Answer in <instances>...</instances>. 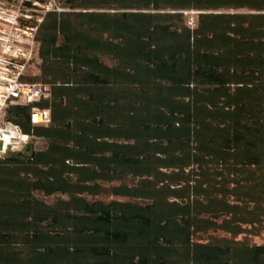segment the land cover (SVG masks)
Instances as JSON below:
<instances>
[{
    "label": "trees",
    "instance_id": "16d2710c",
    "mask_svg": "<svg viewBox=\"0 0 264 264\" xmlns=\"http://www.w3.org/2000/svg\"><path fill=\"white\" fill-rule=\"evenodd\" d=\"M61 2L51 96L8 112L44 146L0 157V264H264V0Z\"/></svg>",
    "mask_w": 264,
    "mask_h": 264
},
{
    "label": "built area",
    "instance_id": "2783aa9c",
    "mask_svg": "<svg viewBox=\"0 0 264 264\" xmlns=\"http://www.w3.org/2000/svg\"><path fill=\"white\" fill-rule=\"evenodd\" d=\"M65 11L61 0H0V157L29 154L43 138L29 134L8 119L11 107L51 96V87L30 79L39 61V32L49 13ZM34 125L51 122L49 108L35 106Z\"/></svg>",
    "mask_w": 264,
    "mask_h": 264
},
{
    "label": "rangeland",
    "instance_id": "374dc122",
    "mask_svg": "<svg viewBox=\"0 0 264 264\" xmlns=\"http://www.w3.org/2000/svg\"><path fill=\"white\" fill-rule=\"evenodd\" d=\"M185 17H186V20H187V23L194 27L197 23V20H198V13L199 11H196V10H188V11H185ZM107 62H109V60H106ZM34 71H38L37 69V65L34 67ZM40 147H43L44 146V142L43 143H40L39 144ZM40 197H42L43 199H45L47 202H53L57 196H52V197H45L43 195H39ZM254 241L256 242H262L264 241V238L263 236L261 237H255L253 238Z\"/></svg>",
    "mask_w": 264,
    "mask_h": 264
}]
</instances>
